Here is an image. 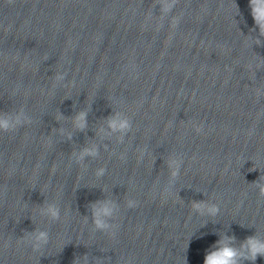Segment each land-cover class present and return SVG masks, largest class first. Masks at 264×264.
<instances>
[{
	"label": "clouds",
	"instance_id": "1",
	"mask_svg": "<svg viewBox=\"0 0 264 264\" xmlns=\"http://www.w3.org/2000/svg\"><path fill=\"white\" fill-rule=\"evenodd\" d=\"M176 3L177 0H159L160 12L164 16H167L176 6ZM249 7L255 24V28L251 31H256V29H258L259 35L255 42L260 44V37H264V0H249ZM174 23L178 24V20L174 21ZM58 79L64 80L65 76L61 75ZM31 123V116L24 108L0 112V131L2 132H15L19 128ZM106 123L107 131L109 133L119 134L121 142H123L124 136L132 130V121L119 112H113L112 115L107 117ZM73 126L77 130H84L87 128L86 111H80L76 114L73 118ZM196 131L198 133L201 132L202 125L197 126ZM68 138L71 139V133H68ZM143 155L144 152L141 153V159ZM98 156L99 149L95 144L86 146L79 153L74 154L77 164H82L87 157L96 158ZM120 158L124 159V155L121 154ZM167 165L169 168L170 180L174 181L180 175L182 158H169L167 160ZM105 171L106 169L104 167H100L97 169L96 175L102 176ZM253 184L258 189L259 195L264 197V176H260ZM165 190L168 191L167 188ZM137 204L138 202L135 200H129L127 202L129 208H135ZM192 206L195 211L209 216H216L220 212L219 206L215 203L208 204L204 201H193ZM90 209L95 228L99 231L107 232L114 237L116 234L115 229L113 225L109 223V220L117 211L116 204L107 199L98 200L90 205ZM42 211L43 214L53 220H58L60 218V210L55 204H48ZM20 239L23 240L25 244L30 245L33 251H40L48 245L49 234L44 230H37L34 233H26L25 237ZM258 257H264V236L254 234L237 245L235 236L221 234V238L216 241L211 250L206 252L203 264H243L245 261H250L252 264H255ZM80 258L83 260V264H90L87 254Z\"/></svg>",
	"mask_w": 264,
	"mask_h": 264
}]
</instances>
